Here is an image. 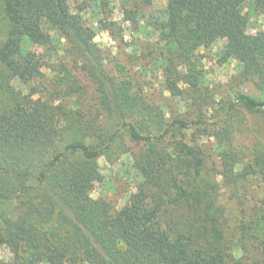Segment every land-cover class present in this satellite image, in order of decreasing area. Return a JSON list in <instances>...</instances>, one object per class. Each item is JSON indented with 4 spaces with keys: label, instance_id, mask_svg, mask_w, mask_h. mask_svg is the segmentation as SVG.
Segmentation results:
<instances>
[{
    "label": "trees",
    "instance_id": "16d2710c",
    "mask_svg": "<svg viewBox=\"0 0 264 264\" xmlns=\"http://www.w3.org/2000/svg\"><path fill=\"white\" fill-rule=\"evenodd\" d=\"M108 1L0 0L9 21L0 64L23 84H44L0 108V246L21 264H264V30L249 33L244 10L264 14V0H166L157 11L153 0L134 4L148 12L165 43L156 59L179 108L189 105L185 85L200 99L211 96L210 102L204 96L206 111L216 105L258 115L263 140L250 155L236 145L227 121L207 129L201 109L192 118L167 116L130 79L107 72L83 12L100 13ZM97 23L111 33L114 22ZM218 40L220 62L236 59L254 93L205 94L189 58ZM169 53L174 68L165 60ZM187 61L191 73L178 70ZM41 91L47 97L38 102L33 96ZM247 117L237 121V134ZM190 129H199L198 140L203 131L206 141L188 142ZM119 143L127 145L139 181L116 206L91 191L102 180L98 158ZM0 264L12 263L0 258Z\"/></svg>",
    "mask_w": 264,
    "mask_h": 264
},
{
    "label": "rangeland",
    "instance_id": "374dc122",
    "mask_svg": "<svg viewBox=\"0 0 264 264\" xmlns=\"http://www.w3.org/2000/svg\"><path fill=\"white\" fill-rule=\"evenodd\" d=\"M81 0H70L72 6L78 4ZM108 5L104 7L102 12H96L93 10L84 11V17L89 24H92L95 28V42L102 50L103 64L110 74H114L119 78L130 79L137 88L143 90L150 99L162 106L166 111V115L171 113L178 114L181 117L192 118L195 112L199 109L206 111V100L210 102L211 96L203 95L201 99L198 97L199 93L193 92L185 85H180L184 90V98L189 97L188 108H179L182 101L176 96L165 90L163 79V66L157 61L156 53L161 51L162 46L165 44L160 39V33L151 24L147 22L148 12H143L141 8L134 5L135 0H109ZM166 0H153L152 8L154 10H161L164 8ZM245 7V12L248 13L247 31L249 33H255L258 30H264V14L258 11H253L250 8ZM96 12V13H95ZM145 13V14H144ZM97 20L112 21L114 25L111 29V33L107 30L101 29V23H97ZM153 20V19H152ZM147 24V25H146ZM9 28V21L5 15L2 5L0 3V45L5 40L7 31ZM60 43H64L63 39H59ZM223 44L222 40L213 42L208 46H201L195 53L191 55L189 60H193L194 68L198 75H201L203 79V85L205 86V94L210 93L216 98L226 93H233L237 90H243L249 93L255 92V87L249 81H242L240 75L241 66L240 63L230 58L225 62H220L219 49ZM165 60L169 59L171 66L174 68L177 62L173 53L166 54ZM175 59V60H174ZM190 61L185 65H178V70L188 68L191 73L192 66ZM184 66V67H182ZM49 79L50 73L44 70ZM193 71V70H192ZM36 85L40 90H43L44 84L31 81L23 84L18 79L13 78L5 70L4 66L0 64V108H6L15 101L16 98L22 94L27 93L31 85ZM45 90V89H44ZM46 91L36 93L33 97L36 101L40 102L46 99ZM201 95V94H200ZM193 100L195 103H193ZM205 101V102H204ZM61 101H58V103ZM197 102V103H196ZM68 103L63 100L62 105L68 106ZM211 105V104H210ZM216 105L209 108L205 113L204 120L207 123L206 128L214 127L217 125L232 124L235 128V143H239L240 149H242L246 155H250V149L253 144L259 140H263L261 134L260 118L257 114H245L242 111H230L225 112L216 109ZM171 112V113H170ZM248 116V117H247ZM247 128L239 130L237 134V121L239 119H246ZM193 118H197L193 117ZM109 129L116 128V124L111 119L106 118ZM225 121V122H224ZM115 124V125H114ZM113 126V127H112ZM231 127V126H230ZM66 130L68 128H65ZM206 130L205 127L199 128ZM199 129L186 130V138L188 142L193 144H202L206 141L205 133L202 131V140H198L200 131ZM64 135L69 139L71 135L64 131ZM205 144V143H204ZM130 149H136V145L132 142H128ZM127 145L113 146L108 156H100L98 158V164L100 172L102 174V180L96 182L91 191L92 197L103 196L107 200L111 201L116 206H121L127 199L128 195L136 190L137 183L139 181V175L132 167L131 158L129 153L126 152ZM204 149L207 147H203ZM208 150V148H207ZM209 154V150L207 151ZM207 165L213 170L212 160L208 157ZM253 184L252 189H256ZM225 202V200H224ZM227 208H233L232 203H226ZM233 209V213H234ZM228 222L230 227L234 226L235 218L234 214L229 215ZM235 254L239 255V251L235 250ZM0 258L11 262L12 264H21L20 260L13 257V254L5 246H0ZM37 264H47L45 262Z\"/></svg>",
    "mask_w": 264,
    "mask_h": 264
}]
</instances>
